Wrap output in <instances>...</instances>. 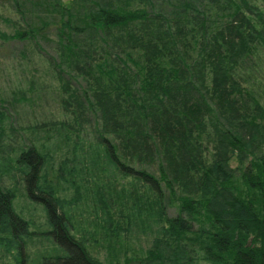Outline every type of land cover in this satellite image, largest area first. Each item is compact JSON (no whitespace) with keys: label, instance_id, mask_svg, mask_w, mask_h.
<instances>
[{"label":"trees","instance_id":"trees-1","mask_svg":"<svg viewBox=\"0 0 264 264\" xmlns=\"http://www.w3.org/2000/svg\"><path fill=\"white\" fill-rule=\"evenodd\" d=\"M13 3L26 29L12 22L17 29L0 37L36 47L40 37L52 42L55 58L42 56L40 47L37 56L58 82L57 99L71 118L46 125L0 166V244L8 252L17 245L25 255L27 222L13 209L14 185L4 187L12 178L46 208L64 251L44 264H100L69 235L64 213L57 215L83 200L77 166L67 164L79 157L89 127L102 149L90 148L91 164L103 175L102 164L138 182L144 209L157 210V220L167 224V240L155 239L145 257L124 264H226L225 258L264 264V104L253 87L264 52V0ZM71 74L84 86L73 85ZM4 118L0 111V123ZM106 179L94 200L104 217L108 196L113 206L130 200L142 206L135 189ZM58 180L70 186L69 200L57 198L66 191L58 190ZM166 207L176 217L165 218Z\"/></svg>","mask_w":264,"mask_h":264},{"label":"rangeland","instance_id":"rangeland-1","mask_svg":"<svg viewBox=\"0 0 264 264\" xmlns=\"http://www.w3.org/2000/svg\"><path fill=\"white\" fill-rule=\"evenodd\" d=\"M12 22L18 27H26L13 0H0V34H11L15 28L17 29ZM37 47L42 49L40 51L42 56L46 54L55 58L52 42H47L40 37L37 39ZM37 47L32 40L28 42L8 41L0 37V111L5 114V118L0 123V166L16 156L15 153H18L19 146L20 148L30 147L34 137L42 136L47 130L46 125L71 118L69 112L62 109L57 99L56 94L59 96L58 82L53 76L52 78L49 76L47 65L42 58L37 56L39 55ZM258 62L257 70L253 73V87L264 104L263 51L260 53ZM33 65L36 70H33ZM72 74V84L75 86L80 84L83 87L84 83L79 77L73 78ZM31 84L32 89L30 90ZM42 124H45L44 128L40 127ZM34 126H38L39 129H31ZM83 138L85 141L82 150H79V157L73 163L70 161L67 164L68 168L72 165L77 166V181H79L78 186L83 203L76 204L71 209L65 205L61 208L62 210L57 211V215L64 213L66 219L64 222L69 235L74 240L83 243L89 254L100 264H124L127 260L137 261L145 257L146 253L153 248L155 239L167 240L162 237V228H166L167 224L157 220L155 213L157 210L152 209L153 211L149 212V209H144L146 193L144 187L138 182L131 178H123L113 168L104 164H102V169L106 175H103L97 165L94 167L91 164L93 153L90 148L94 151L99 149L101 153L102 149L97 148L89 127H86ZM59 146L64 149L61 143ZM63 154H65V149ZM55 156L57 159L63 157L61 154ZM100 160L105 163L103 157ZM231 164L235 167L237 162L232 160ZM245 165L246 161L239 166L240 172H243ZM48 167L49 170H46L50 175L49 180H52L56 164L53 169L49 165ZM12 172L14 173L15 170ZM13 176L18 178V175ZM106 176H111L110 184L117 188L123 187L126 191L129 188L135 189V195L142 198L140 202L142 206L130 204V202L133 203L132 200L128 203L119 201L113 206L108 196L107 200H103L109 215L104 217L100 205L95 206L94 200L98 187L108 182ZM14 180L12 178L5 180L4 187L13 188L14 185L16 196L13 209L27 222V235L22 240L25 255L20 254L17 245L8 252L4 244H0V264H44L45 260L63 256L64 251L58 247L52 237L46 208L30 200L26 196L25 188L21 184L15 186ZM57 186L58 190H69L70 188L68 184L60 180ZM68 190L59 192L57 198L69 200L71 190ZM176 214L174 207L165 208V218H174ZM126 217L130 218L129 222ZM225 263L232 264V260L225 258ZM195 264L209 263L199 260Z\"/></svg>","mask_w":264,"mask_h":264}]
</instances>
